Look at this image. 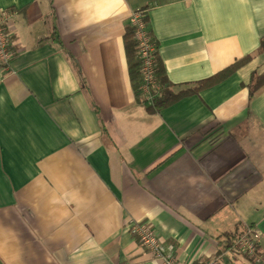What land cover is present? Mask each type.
<instances>
[{
    "label": "crops",
    "instance_id": "obj_1",
    "mask_svg": "<svg viewBox=\"0 0 264 264\" xmlns=\"http://www.w3.org/2000/svg\"><path fill=\"white\" fill-rule=\"evenodd\" d=\"M148 7L170 83L204 80L264 40V0H0V264H264V53L154 113L136 103L123 46ZM81 79V81H80ZM97 112V113H96ZM102 129L108 138H104ZM261 234L260 262L235 245Z\"/></svg>",
    "mask_w": 264,
    "mask_h": 264
},
{
    "label": "trees",
    "instance_id": "obj_2",
    "mask_svg": "<svg viewBox=\"0 0 264 264\" xmlns=\"http://www.w3.org/2000/svg\"><path fill=\"white\" fill-rule=\"evenodd\" d=\"M139 11L142 12L141 19L145 26L144 34L146 38H148L149 45L153 48L152 64L156 83L159 86L160 91L152 106L145 107L146 112L154 113L156 111H159L161 108L177 103L185 97L197 95L203 90L214 87L228 79L230 76L235 74L238 70H240L247 64H249L253 60L254 55H261L264 53V40L262 39L260 42V46L254 54L245 55L242 58L235 60L226 68L204 80L196 82L192 85L177 87L169 82L165 68L159 58L157 52V43L153 38L149 27V19L147 15L148 7L139 8ZM135 31L136 28L128 21L124 26L123 46L130 84L135 97H138V93L140 91L139 88L142 84L141 68L143 63L139 55V42L135 39ZM8 50L13 54L10 46L8 47ZM244 86L248 90V100L252 101L256 92L264 86V71H253L250 74L248 84ZM102 133L104 138H108L105 130L102 129Z\"/></svg>",
    "mask_w": 264,
    "mask_h": 264
},
{
    "label": "built area",
    "instance_id": "obj_3",
    "mask_svg": "<svg viewBox=\"0 0 264 264\" xmlns=\"http://www.w3.org/2000/svg\"><path fill=\"white\" fill-rule=\"evenodd\" d=\"M142 12L139 9L133 11L128 21L135 26L137 32V41L139 42L140 58L142 59V84L139 88L140 95L138 103L144 106H152L154 100L159 95V86L155 83L152 64V49L149 46L148 38L144 36L145 26L141 19ZM9 15L7 12H0V64L8 65L13 54L7 49L9 32L5 27ZM155 90L154 94H150V90ZM142 94V95H141ZM131 233L135 235L140 245L146 249L154 258L158 259L161 264H184L172 252L171 247L166 248L161 239L156 235L152 227L142 221L133 223ZM261 234L252 228H246L244 232L237 238L235 245L245 255L254 259L256 263L260 262L262 256L259 251V241ZM197 264H219L218 259H211L206 262H198Z\"/></svg>",
    "mask_w": 264,
    "mask_h": 264
},
{
    "label": "rangeland",
    "instance_id": "obj_4",
    "mask_svg": "<svg viewBox=\"0 0 264 264\" xmlns=\"http://www.w3.org/2000/svg\"><path fill=\"white\" fill-rule=\"evenodd\" d=\"M135 27V26H134ZM145 36V35H144ZM136 37H137V32L135 31V39H136ZM137 40V39H136ZM9 41H10V36H9V39H8V46H7V49H8V47H9ZM150 46V45H149ZM150 48L152 49V52H153V48L150 46ZM139 55H140V50H139ZM10 62V61H9ZM7 66V65H6ZM153 73H154V70H153ZM154 76H155V73H154ZM155 83H156V79H155ZM156 85H157V83H156ZM155 93V90L153 89V90H150V94H154ZM139 95H140V91H139V93H138V97H136V103L138 104V105H140L141 106V103L139 102L138 103V98H139ZM142 95V94H141ZM197 264V263H196Z\"/></svg>",
    "mask_w": 264,
    "mask_h": 264
}]
</instances>
